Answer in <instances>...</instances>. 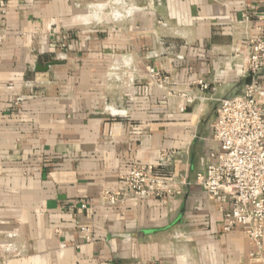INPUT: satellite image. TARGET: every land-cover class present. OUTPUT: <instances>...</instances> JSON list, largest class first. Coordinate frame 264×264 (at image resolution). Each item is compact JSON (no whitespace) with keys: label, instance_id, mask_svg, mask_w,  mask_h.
Here are the masks:
<instances>
[{"label":"crops","instance_id":"0c3cea01","mask_svg":"<svg viewBox=\"0 0 264 264\" xmlns=\"http://www.w3.org/2000/svg\"><path fill=\"white\" fill-rule=\"evenodd\" d=\"M263 13L264 0H0V264H257L194 185L114 207L102 192L162 149L193 182Z\"/></svg>","mask_w":264,"mask_h":264},{"label":"built area","instance_id":"2783aa9c","mask_svg":"<svg viewBox=\"0 0 264 264\" xmlns=\"http://www.w3.org/2000/svg\"><path fill=\"white\" fill-rule=\"evenodd\" d=\"M254 27L264 34V13ZM247 51L242 75L249 81L239 93L217 101L210 126L218 150L208 155L193 182L185 172L171 171L179 153L162 149L156 165L133 166L120 177L118 185L104 189L102 201L114 207L129 200L172 198L194 185L223 214V231L241 228L248 238L250 258L264 264V84L260 80L264 75V39H249ZM146 69L160 89L170 88L168 95L173 92L168 76L151 67Z\"/></svg>","mask_w":264,"mask_h":264},{"label":"rangeland","instance_id":"374dc122","mask_svg":"<svg viewBox=\"0 0 264 264\" xmlns=\"http://www.w3.org/2000/svg\"><path fill=\"white\" fill-rule=\"evenodd\" d=\"M116 4L118 3H111L110 7L112 9V11H114V15L118 16V13L116 12ZM104 6L101 5H96L95 6V14H97L98 12H101V10L103 9Z\"/></svg>","mask_w":264,"mask_h":264},{"label":"water","instance_id":"95a60500","mask_svg":"<svg viewBox=\"0 0 264 264\" xmlns=\"http://www.w3.org/2000/svg\"><path fill=\"white\" fill-rule=\"evenodd\" d=\"M50 66V64L48 63L47 65H45V66H37L36 67V69L38 70V71H40V72H44V71H46L47 69H48V67Z\"/></svg>","mask_w":264,"mask_h":264},{"label":"trees","instance_id":"16d2710c","mask_svg":"<svg viewBox=\"0 0 264 264\" xmlns=\"http://www.w3.org/2000/svg\"><path fill=\"white\" fill-rule=\"evenodd\" d=\"M249 80H247V82H248Z\"/></svg>","mask_w":264,"mask_h":264}]
</instances>
